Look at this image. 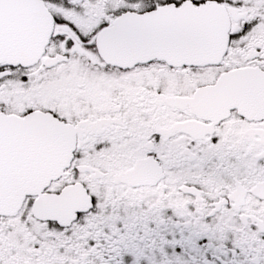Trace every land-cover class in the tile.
Segmentation results:
<instances>
[{
  "label": "snow or ice",
  "instance_id": "1",
  "mask_svg": "<svg viewBox=\"0 0 264 264\" xmlns=\"http://www.w3.org/2000/svg\"><path fill=\"white\" fill-rule=\"evenodd\" d=\"M0 264H264V0H0Z\"/></svg>",
  "mask_w": 264,
  "mask_h": 264
}]
</instances>
